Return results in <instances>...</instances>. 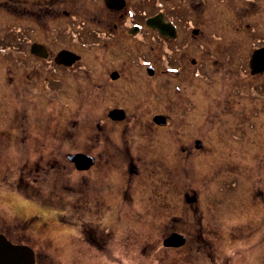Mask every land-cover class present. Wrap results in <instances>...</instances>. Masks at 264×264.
<instances>
[{
  "label": "flooded vegetation",
  "instance_id": "1",
  "mask_svg": "<svg viewBox=\"0 0 264 264\" xmlns=\"http://www.w3.org/2000/svg\"><path fill=\"white\" fill-rule=\"evenodd\" d=\"M261 48L264 0H0V70L5 73L0 78V100L7 101L0 117L11 123L10 128L0 127V140L12 134L15 139L0 141V155L10 150L9 160L0 159V200L12 203L14 198L21 204L19 209L28 202L36 206L35 212L22 219L11 205L8 213L0 206V234L13 244L27 246L31 264H127L131 250L127 233L136 236L133 245L139 253L134 254L144 257L147 248L141 233L137 228L127 231L126 220L137 223L142 209L158 213L174 205L169 200L166 207L111 204L106 199L115 190L113 182L121 186L119 195L131 200L138 197L140 203L143 198L173 196L175 167L187 175L192 152L200 151L210 139L207 118L221 121L222 109L213 105L200 110L198 105L201 95H207V82H215L208 79L207 70L221 69L222 76L237 70L249 80L248 88L232 87L231 93L250 100L258 97L264 106V64L256 65L254 58ZM16 75L21 80L19 90L14 86ZM255 76L260 79L257 85ZM186 79L189 84H184ZM37 83L44 94L64 95L67 100L58 99L59 104L71 113L80 87L87 96L96 91L104 95L106 107L91 121L86 148L75 146L78 127L71 114L57 121L56 142H50L49 148L41 139L40 121L31 119L27 109L10 115V84L15 97L24 98L26 85L30 92ZM139 84L144 85L145 94L134 92ZM192 94L200 95L192 101ZM136 105L138 109H133ZM114 110H122L121 118L110 116ZM176 116L181 118L173 125ZM138 118H144L145 127L136 126ZM121 123L120 138H113L111 128ZM132 128L140 131L134 133ZM190 129L199 136L186 143L184 136ZM156 140L163 150L170 148V158L167 151L156 152ZM74 153L92 159L87 169H78L69 159ZM120 163L122 173L113 174ZM158 170L165 171L167 179L154 180ZM78 172L88 173L82 175L90 193L88 205L80 207L74 202L47 207L44 197L48 195L78 194L63 186L68 176ZM112 176L117 180L112 182ZM160 184L169 189L159 190ZM46 187L48 193L42 191ZM180 196L187 213L199 214L190 224L195 233L172 215L163 223L159 239L156 233V239L144 240L155 246L161 242L163 249L176 251L179 262L183 255V262L234 264L233 255L238 252L224 251L226 245L242 240L237 230L217 232L212 227L222 229L221 224L204 220L196 192L191 195L182 190ZM210 199L215 206L208 207L209 213L217 219L220 200ZM48 211L54 221H45ZM174 232L184 236V243L165 246L164 238Z\"/></svg>",
  "mask_w": 264,
  "mask_h": 264
},
{
  "label": "rangeland",
  "instance_id": "2",
  "mask_svg": "<svg viewBox=\"0 0 264 264\" xmlns=\"http://www.w3.org/2000/svg\"><path fill=\"white\" fill-rule=\"evenodd\" d=\"M220 70L221 69H217L216 71L213 69L207 70L208 79L215 80V82H207L205 85L207 95H201V98L198 100V105L200 110L207 109L208 106L212 108L213 105L217 107L216 110L222 109V112H220L221 117L219 118L221 121L217 122L216 117L212 118L210 116L207 118L206 126L207 129L209 128V130H207V135L210 139H208L207 143L205 141V145L200 151L192 152L190 159L193 162L187 166V170L189 169L188 174H185L186 171L182 173V170L178 172L177 167H175L173 172L175 178L173 196H170V193L169 196L165 198L162 197V195L156 199L143 198V202L140 203L138 202V197L131 200L129 197H122L119 195L117 190H119L120 185L112 181H116L117 177H111V181L113 182L112 188L115 190L112 191V193L109 192L106 202L116 205H120L121 203V205L126 207H137L138 205H164L166 207L168 204H166V200H169V204L174 205V208H166L167 213L162 209H158V213L151 211L147 212L145 209H142L143 211L140 210L141 212L138 214L140 217L138 222H131L133 225L128 220L129 218L126 220L127 231L128 229L137 228L138 232L141 233L140 240L143 241L142 245L147 248L144 257L135 255L139 253L138 250H134L136 247L133 245L136 236H131L127 233L128 249H131L129 252L130 255L127 257V264H204L202 260L191 261L190 259H185L183 262V255L179 257V259H181L179 262L175 253L176 251L163 249L161 242H158L157 246L147 243L153 239V237L156 239V233H159L158 239L161 237L164 228L163 223L167 220L168 216L172 215H175L176 220L180 222L185 221V225L188 224L185 227L186 230L191 234L195 233V229L190 224L195 221V217L197 219L199 214L193 213L194 211L192 210L187 213V211L183 209V207H185L184 198L180 200L182 190H187L191 195L195 192L199 195L200 202L198 206L200 205L199 208L202 209L204 220L207 222L217 221L221 224L222 229H218L216 226L212 227L215 228L217 232L237 230L238 236H240L242 240H239L238 243L233 242L232 245H226L224 251L225 253L238 252L233 255L234 264H264V106L261 104V100L258 97L254 98V100H250L231 93L230 89H232V87L238 88L241 86L244 89L248 88L249 80L246 77L244 78L242 75H239L237 70L226 71V75L222 76L219 74ZM4 74V70H0V78H3ZM36 77L37 75L34 76V78ZM257 77L258 76H255L253 78L256 85L260 81ZM14 80L16 85H14V83L13 85L19 90L21 82L19 75H16ZM178 80L174 79V82H178ZM188 81L189 80L186 79L184 84H189ZM171 82L172 79H170V84ZM193 84L194 81L192 85ZM11 85L12 84H10V115L12 111H16L17 113L18 111H22L23 108L27 109L31 119L34 118V120L40 121L41 139L44 138L47 148L51 145L50 142H56L54 137L57 121H64L68 118L67 116L71 115L77 121L78 127V139L75 146L79 149L87 147L91 121H96L101 115L103 108L105 109L106 107L107 100L102 98L104 95L97 94L99 91H96L93 96H87L84 94L86 93L85 91H80L82 89L79 86V92H77V96L74 97V110L72 109L73 112L71 113L69 108L59 104L58 99L67 100L64 95L58 97L54 93L44 94L40 89L39 83H37L36 86L32 85L30 87V92L29 86L26 85L27 94L25 95L27 96L24 98H19V96L16 98L12 93L14 87ZM143 86L142 84L134 86V92L145 94V92L142 91ZM85 87L88 88L87 86ZM139 89H141V91ZM2 94L3 92L1 91L0 95ZM141 94L139 99L141 98ZM195 95L197 96L200 94H192L190 96L192 101H195ZM13 100L14 102H12ZM109 102L110 101H108V103ZM1 108H7V101L2 102V99L0 100V109ZM133 109H138V106H134ZM179 118L181 117H175V123L173 125H178L176 119ZM143 120L144 118L135 119L136 126L145 127L146 123ZM3 121L0 117V127L10 128L11 123L6 122L5 117ZM122 125V123L115 124V126L118 127L116 129H113L114 127L111 128V133L115 130V134L112 133L111 135L113 138H120L119 131H121ZM138 128H132L133 130L131 131L134 133L140 131ZM198 136L199 134L197 131L190 129V132L184 136V142L188 143L189 140L192 141L193 138ZM248 137H251V140H247ZM0 141L12 142L15 141V139L12 134L11 136L3 137ZM155 143L156 152L158 154H163L162 151H167L166 157H171L172 153L170 148L165 151L159 145L160 143H157V140ZM4 151L5 154L0 155V159L3 158L5 160L8 158L9 160L10 150L7 149ZM116 168L117 171L113 170V174L120 175L122 173L121 163L119 165L117 164ZM158 173L159 174L156 175L157 177H154V180L158 181L159 179L161 181L162 179H167L165 171L158 170ZM160 173H162L161 177ZM87 174V172H78V175H73V177L68 176V178L65 179L67 181H63L66 183L63 184V186L66 185L69 192L76 190L78 193L77 195H72L71 193H62V195L58 197H50L48 195L44 197L46 206L71 205L75 202V204L80 207H86L88 205L90 193L84 182L85 177H82V175ZM181 175L185 177L182 178ZM69 184L73 186V189L70 186L71 190H69L70 187H67ZM162 186L160 184L159 190L169 189V187ZM151 189L153 188L147 187V190ZM143 190L145 191L144 184L142 183V191ZM42 191L48 193L49 187L43 188ZM210 198H217L220 200V210L217 213V219L211 217L212 214L209 213V211L212 210L208 207L215 206V203L212 202ZM12 200V203L11 201L4 202L0 200V206L5 207L7 213L8 210H10V205L21 219L36 211V206L31 202L24 204L21 209H19L20 207H18V205L20 203L14 202L16 201L14 198H12ZM162 201H164V203H162ZM45 221H54V217L51 216L49 211L47 212ZM235 225H237V227ZM238 226H242V228ZM182 230H184V228H182ZM216 231L214 230L212 232ZM52 232H50V234H52ZM144 238H148V241L144 240Z\"/></svg>",
  "mask_w": 264,
  "mask_h": 264
},
{
  "label": "water",
  "instance_id": "3",
  "mask_svg": "<svg viewBox=\"0 0 264 264\" xmlns=\"http://www.w3.org/2000/svg\"><path fill=\"white\" fill-rule=\"evenodd\" d=\"M256 65L257 63L264 64V48L258 49L254 53ZM122 110H114L110 112L113 118H121L119 113ZM117 114V117L115 116ZM69 159L75 163L78 169H87L92 159L84 153H74L69 156ZM184 236L179 233H171L164 238L163 244L165 246L181 245L184 243ZM27 246L13 244L3 234H0V264H31L32 255L31 250Z\"/></svg>",
  "mask_w": 264,
  "mask_h": 264
}]
</instances>
